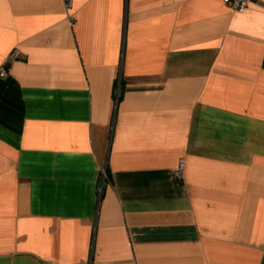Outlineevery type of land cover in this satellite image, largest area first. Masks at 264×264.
Instances as JSON below:
<instances>
[{"label":"crops","instance_id":"crops-1","mask_svg":"<svg viewBox=\"0 0 264 264\" xmlns=\"http://www.w3.org/2000/svg\"><path fill=\"white\" fill-rule=\"evenodd\" d=\"M66 1L0 0V264H264V0Z\"/></svg>","mask_w":264,"mask_h":264},{"label":"built area","instance_id":"built-area-1","mask_svg":"<svg viewBox=\"0 0 264 264\" xmlns=\"http://www.w3.org/2000/svg\"><path fill=\"white\" fill-rule=\"evenodd\" d=\"M223 3L227 6H229L231 9L238 11V12H243L248 4L253 1V0H222ZM66 8L69 9L71 7V0L66 1ZM17 57V51L13 50L7 58V61L4 65L0 66V77H5L7 75V68L6 64L11 62ZM184 173V162L181 161L178 166L174 169L172 175L176 179H180L183 177Z\"/></svg>","mask_w":264,"mask_h":264}]
</instances>
